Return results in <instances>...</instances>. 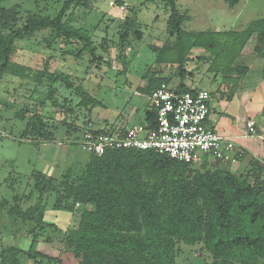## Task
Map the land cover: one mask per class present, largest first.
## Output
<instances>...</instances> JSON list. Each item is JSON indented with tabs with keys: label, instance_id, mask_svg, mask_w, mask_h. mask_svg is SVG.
I'll return each instance as SVG.
<instances>
[{
	"label": "trees",
	"instance_id": "1",
	"mask_svg": "<svg viewBox=\"0 0 264 264\" xmlns=\"http://www.w3.org/2000/svg\"><path fill=\"white\" fill-rule=\"evenodd\" d=\"M148 1H161L168 7L165 30L174 38L160 47L151 46L157 52L155 62L176 65L175 74L183 79L190 74L186 69L190 52L194 48L203 49L208 55L201 56L200 60H210L209 70L221 74L222 82L229 89L220 95L230 100L248 72L247 66L237 63L243 48L254 34L264 47V15L240 31L222 27L187 31L183 30L182 23L189 16L178 9L175 0ZM237 1L229 0V5ZM88 4L89 0H64L54 15L30 9L23 12L18 3L0 7V77L9 71L21 75L23 66L13 60L17 43L42 31L68 44H81L78 55L85 52L94 56L96 46L90 30L75 27L67 13L71 7H87ZM131 34L141 38L134 15L121 25L120 51ZM127 64L123 61V68ZM34 79L38 84L46 81L48 99L53 105L62 106L55 100L56 89L52 87L57 76L45 68L36 71ZM69 79V75H65L62 81L69 86ZM162 82L178 92L196 89L182 80L172 86L169 77L154 71L140 89L150 93ZM76 92L80 97L79 105H102L82 86L78 85ZM17 114L22 117L24 110ZM155 119V109L150 105L142 123L153 127ZM63 123L67 124L65 120ZM26 133L41 140H50L53 136L37 111L26 121ZM225 163L214 160L209 168L212 163L204 158L199 167H192L191 163L150 149L114 148L100 155L90 153L85 166L74 176L68 172L60 179H53L34 172L27 193H14L12 183L9 196L0 194V209L6 210L12 219L33 223L29 248L14 244L2 247L0 264H21V256L34 259L36 264L43 263L45 256L35 251V243L47 239V229L53 228L44 220L43 198L49 192L55 195L54 210L79 217L76 238L71 244V254L77 264H175L180 243L198 242L211 254L210 264H261L264 262L262 167L256 161L242 174L231 171Z\"/></svg>",
	"mask_w": 264,
	"mask_h": 264
},
{
	"label": "rangeland",
	"instance_id": "2",
	"mask_svg": "<svg viewBox=\"0 0 264 264\" xmlns=\"http://www.w3.org/2000/svg\"><path fill=\"white\" fill-rule=\"evenodd\" d=\"M63 1L5 0L0 3V7L8 8L18 3L23 12L30 9L54 15ZM175 1L178 9L189 16L182 23L183 30L187 31H211L219 27L240 31L264 15V0H238L232 6L229 0ZM110 3L115 5L111 6ZM122 3L126 5L124 10L117 7ZM67 13H70V21L75 27L90 30L96 54L92 57L85 52L78 55L81 44H68L54 39L48 31L36 33L17 43L13 60L15 64L23 66L21 75L9 71L0 77L1 195L11 194L9 185L12 183L14 193H27L34 172L53 179H60L68 172L72 176L79 173L90 156L88 151L76 143L84 131L106 127L126 128L144 122V112L150 108L151 100L148 93L140 88L145 86L152 71L169 77L172 86L182 80L190 88L204 87L210 90L211 115L221 123L223 118L231 120L236 114L239 104L234 106L220 98L221 92L225 94L229 89L222 82L221 74L209 70L210 60H200L201 56L208 55L203 49H192L186 64L190 74H186L183 79L175 74L176 65L155 62L157 52L151 46L160 47L174 39L165 30L169 9L164 2L89 0L87 7H71ZM132 15L139 25L141 38L131 34L127 45L120 51L118 40L121 25ZM263 51L264 47L258 41L257 34H254L245 45V50H242L237 63L247 66L248 71L251 67L253 76L260 72L264 75ZM118 55L121 59L117 58ZM123 61L128 62L126 68H123ZM45 68L58 77L52 87L56 89L55 100L62 106H55L48 99L46 93L49 85L46 81L45 84H38L34 79L35 72ZM65 75L70 77L69 86L62 81ZM78 85L101 101L102 105H79L80 97L76 92ZM260 90L264 91V83ZM20 110H24L22 117L17 114ZM35 111L46 121L47 129L53 132L50 140L24 134L26 121ZM260 114L253 118L258 119V125L264 128V117H260ZM64 120L71 127H67ZM209 162L212 163L209 165L211 168L214 160ZM200 164L194 163L192 167H199ZM235 166L238 165L235 163ZM244 167L242 162L239 172ZM54 200V193L44 195V220L51 223L53 228L47 229V239H39L35 243V251L46 257L42 258V264H77L71 254V244L76 238L79 217L70 212L54 210ZM57 213L59 215L55 216ZM32 226L31 222L12 219L6 210L0 209V249L9 244L29 248ZM20 258L21 264H36L32 258ZM211 260V254L201 242L190 245L180 243L175 255V264H210Z\"/></svg>",
	"mask_w": 264,
	"mask_h": 264
},
{
	"label": "built area",
	"instance_id": "3",
	"mask_svg": "<svg viewBox=\"0 0 264 264\" xmlns=\"http://www.w3.org/2000/svg\"><path fill=\"white\" fill-rule=\"evenodd\" d=\"M117 7L124 10L126 5ZM148 95L156 112L153 127L138 123L116 131L86 130L76 143L97 155L114 148L150 149L191 164L204 158L233 164L245 157L244 148L237 147L231 137L218 133L208 124L211 98L208 89L178 92L162 82ZM253 125L254 121L247 122L248 133H253Z\"/></svg>",
	"mask_w": 264,
	"mask_h": 264
},
{
	"label": "crops",
	"instance_id": "4",
	"mask_svg": "<svg viewBox=\"0 0 264 264\" xmlns=\"http://www.w3.org/2000/svg\"><path fill=\"white\" fill-rule=\"evenodd\" d=\"M244 50L245 47L243 48V51ZM263 83L264 75L262 72L253 76L251 74L250 67L247 74L241 79L240 84L232 98L230 100L225 99L228 103H233L234 106L235 104H239L236 114H234L233 118L230 120L228 117H225L223 118L224 121H222V123L220 120H217L214 115H211L210 100V111L208 115V124L211 127H213L218 133L231 137L237 147H242L246 150L245 157L236 163L238 166H235V163L230 164L226 161L225 164L228 165L231 171L239 172L241 169V163L244 162L245 167L240 173L246 174L251 168L252 164L258 161L263 170L261 174L262 181H264V128L263 126H259V120H255L253 117L254 115L259 116V113H261L260 117H264V110H262L264 103V91H262V93L260 90V86ZM260 93L263 94L261 97L259 96ZM220 98H222V96ZM245 118L246 121L244 123ZM249 121H254L253 133H248V128L246 125ZM258 131H262V133ZM58 215L59 214L57 213L55 216Z\"/></svg>",
	"mask_w": 264,
	"mask_h": 264
}]
</instances>
